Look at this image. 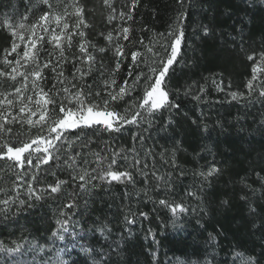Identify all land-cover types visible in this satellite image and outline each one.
Returning a JSON list of instances; mask_svg holds the SVG:
<instances>
[{
  "label": "trees",
  "instance_id": "1",
  "mask_svg": "<svg viewBox=\"0 0 264 264\" xmlns=\"http://www.w3.org/2000/svg\"><path fill=\"white\" fill-rule=\"evenodd\" d=\"M51 2L49 9L37 0H0V71L6 73L0 76V101H5L0 113L11 112L19 119L26 115L19 113L29 103L26 97L36 98L33 78L18 75L33 67L23 56L26 41L19 42L15 52L12 44L17 37L32 38L37 30L43 33L44 21H36L44 12L61 16L60 27L51 17L46 22L44 27L51 32L60 33L64 22L69 24L64 31L73 32L74 4L84 9L88 25L75 30L70 45L66 38L60 41L67 60L56 71L52 67L60 60V49L48 42V36L38 43L37 49L42 45V50L37 62L51 61L39 84L58 101L64 96L60 89L75 92L78 89L72 84H77L86 94L92 93L88 100L99 104L108 99L107 91L118 90L124 81L131 84L137 73H148L154 66L153 53L166 43L164 37L177 26L181 11L185 38L170 79L165 80L164 107L144 113L137 118L139 123L125 124L119 132L106 131L102 125L70 129L63 134L66 143L60 159L39 167L35 159L23 168L13 167L7 157L0 159V248L21 245L18 252L0 250V264H16L18 253L34 264L49 260L56 239L52 233L64 220L70 228L74 226L86 247L104 253L99 264H241L247 258L264 264V96L260 95L264 64L259 61L264 53V0H183L182 9L178 0H110L111 8L104 0ZM121 13H130L132 19L122 18ZM124 27L130 29L128 39L123 38ZM81 43L95 63L90 74L81 78L77 72L73 79L76 67L86 70L92 63L85 61L82 66L77 59L85 55L79 50ZM116 46L125 57H116ZM100 48L105 51L99 52ZM134 51L140 53L136 64L131 58ZM249 55L254 59L249 60ZM5 58L13 63L6 66ZM117 59L121 61L118 70ZM13 67L17 73H12ZM60 71L63 77L57 75ZM106 79H115L116 84L106 88ZM16 87H21L19 94ZM96 92L101 96H95ZM232 93L237 94L235 98ZM140 96L137 88L122 100L110 101L109 107L131 113L133 101ZM5 98L13 104L8 105ZM32 119L38 120L39 115ZM9 127L13 131L0 135V144L30 142L37 134H48L40 125ZM52 153L56 155L55 150ZM113 158V170L132 173V182L91 179L106 170ZM211 167L218 171L210 177L200 175ZM82 170L90 174L83 181L78 178ZM58 181L64 183L53 193L50 186ZM29 186L40 199L29 192ZM161 199L183 204L186 211L174 215L159 204ZM68 204L74 206L68 208Z\"/></svg>",
  "mask_w": 264,
  "mask_h": 264
},
{
  "label": "snow or ice",
  "instance_id": "2",
  "mask_svg": "<svg viewBox=\"0 0 264 264\" xmlns=\"http://www.w3.org/2000/svg\"><path fill=\"white\" fill-rule=\"evenodd\" d=\"M38 3H42L46 5L49 9H52L53 5L51 0H37ZM178 3L181 6V9L183 8V0H178ZM104 4L108 5L109 8H111V2L110 0H104ZM133 7L135 6V2H133ZM73 7L75 8V16L77 17L76 22L74 24V30L71 33H67L64 30H67L69 28V24L67 22H64L62 24V30L60 33H56L53 29L51 32V38L48 41L49 43H54V47L60 49L59 56L60 60L57 61V64L53 65L52 70L56 71L57 66L65 62L67 60V57L64 55V49L60 46V41L62 39H67L69 45L71 44V38L72 36L76 35L77 32L76 29H80L81 26L87 27L88 25L85 22L83 12L84 9L80 7L77 4H74ZM122 18L132 19V16L130 13H121L120 14ZM55 20L57 23V26L60 27V21L61 16L56 15L52 12H44L36 21V23H41L43 21H49V19ZM184 18V13L181 11L177 18H176V24L177 26L173 28L167 35L164 37V40L166 43L161 44L160 51L153 53V59L151 61V64L154 66L149 67V72L144 73L140 72L137 73L135 78L132 80L131 84H129L128 81H124L122 85L118 86V90H111L107 91L106 95L108 99H103L102 103H92V101L88 100V96L92 95L91 92L85 93L83 90V86L78 87L77 84H72V88H77L78 90L75 92H72L68 87H63L60 89V92L64 93V96L59 99V101L53 96L49 95V93L45 92L44 89L40 86L39 81L44 79L43 76V70L48 68L49 63L51 61L45 62L43 65L38 63V55L39 51L41 49H37V51L29 57V52H24V59L25 61H28V59H31L33 67L29 71L20 72L18 75L23 76L25 80H27L30 77H32V88L35 92V100L33 99V96H27L26 99L29 103L23 104L19 108V113L26 115L20 116L19 119L17 116L12 115L11 112H8L7 114L0 113V135L2 134H10L13 129L9 127V125L14 123H21V124H28L32 127H35L36 125H40L41 130L47 131L46 136H42L40 134H37L35 137L30 139L29 141H21L19 143H2L0 144V159H4L7 157L8 160L13 161V167H20L23 168L25 163L28 165L33 164V159L36 160V167H39L41 163L47 164L50 159H60V153H62L64 149V145L66 143V140L62 139L64 132L68 131L69 129H76L79 127H92L93 125H102L104 126L106 131H116L119 132L121 128L125 124H133V123H139L138 117H141L144 113L153 114L156 110L162 108L165 106L166 101L168 99V92L166 90V84L165 80L170 79V69L173 67L175 62L177 61L178 55L180 54L185 33L183 30V24L182 20ZM109 19H112L111 15H109ZM44 32H48V27H44L41 25ZM20 27H24L23 24L20 25ZM130 29L128 27H124L122 29L123 32V38L128 39V33ZM205 34H207V29H204ZM15 35V33H12ZM78 35L80 37H84L85 33L83 31H79ZM170 38V39H169ZM43 36L38 37L39 41H43ZM107 39L111 40L112 36L109 33ZM33 48H36V44H32ZM17 48V45L13 42L12 44V51L15 52ZM79 50L81 53H84V56L77 57V59L80 60L81 65L83 66L85 64V61H90L92 63L87 65L86 70H82V67H76L74 64V67H76V71L73 73V79L76 77V73L81 74V78L83 76L90 74L92 71V66L95 63V57H93L90 53L87 51V47L81 43L79 46ZM105 51L104 48H100L99 52L103 53ZM149 52H152V49H148ZM19 56V53H17ZM49 55H53L52 52L49 53ZM116 57H125V53L123 52L122 48L120 46H116L115 50ZM140 56V53L138 52H131V58L132 63L136 64L138 57ZM249 60H253L254 57L252 55L248 56ZM259 61L261 64H264V53L259 54ZM120 59H117L116 61V70L120 67ZM145 63H148L147 60L144 61ZM3 63L6 66H9L13 63V61L8 60L7 58L4 59ZM16 64L20 63V60L17 59L15 61ZM256 68H253V80L256 79L255 76ZM12 73H17V69L15 67L12 68ZM6 75L5 72L0 71V76ZM59 77H63V71H60L57 73ZM111 75V74H110ZM10 78L15 81L16 76L11 75ZM61 84H64V79H61L59 81ZM70 83V82H69ZM105 87H110L111 85H115L116 81L115 79H111L109 81L106 79L104 81ZM56 86L53 85V88ZM90 88L91 85H88ZM253 85L251 81H249L248 88L252 89ZM137 88L141 90V96L138 100L133 101V104L131 105L132 108L135 109V111L129 112L128 109H126L123 113L117 112L115 109H112L109 107L110 101H118L122 100L126 95H130L132 92L136 91ZM21 92V87L15 88V93L19 94ZM58 95V93H57ZM236 93H232L233 98L236 97ZM261 96H264V90L260 92ZM95 96L100 97L101 92H96ZM199 99V97H196ZM8 105L13 104V100L5 98ZM67 101V103H65ZM5 101H0V104H3ZM35 104V108L30 107V104ZM49 105H53L51 109L48 107ZM58 106V110L57 107ZM169 107H175V105H168ZM39 115L38 120H33L32 117ZM11 116V119L9 120L8 117ZM111 121V122H110ZM57 141H60L59 144H57ZM35 145V147H33ZM71 147V145H69ZM6 150V151H4ZM52 150H55L56 155L53 156ZM36 153H43V155H34ZM74 163V161H73ZM136 163H139V161H136ZM116 164V159L113 158L110 162L109 167L106 170H102L97 173L96 176H92L91 179H99L101 181H117V182H132L133 177L132 173L128 171H119V170H113L111 165ZM96 171V170H94ZM218 169L215 167L209 168L207 172H201L200 175L204 177H210L215 172H217ZM90 174L86 170H82L81 173H78V178L83 181L86 177H88ZM73 179H77V176H74ZM64 181H58L55 186H50L51 191L53 193L57 192L60 188V185L63 184ZM81 189L84 188V185H80ZM3 189L0 188V192H2ZM29 192L35 196L36 199H40L41 196L36 195L32 192L31 187L29 186ZM189 195H195V193H189ZM3 204H8V200H3ZM21 204L24 203L23 200L20 201ZM159 204L163 205L165 207L170 208L171 212L175 215L177 212H184L186 211L183 204L180 203H172L170 204L168 201L161 199L159 200ZM73 204H68L66 207L72 208ZM255 211V209H253ZM125 219L128 221L129 224L133 223L132 220H129L127 217ZM60 224V229L57 231H54L52 233V236L58 240L63 241L65 239V235L63 233L69 232L68 227V220L64 221H58ZM74 230V226H73ZM103 228L100 229L101 232H103ZM0 250L8 251V252H18L21 250V245H17L15 249H3L0 248ZM83 251L88 252V248H84ZM57 264H66V261L62 259L57 260ZM242 264H254V261L251 258L244 259L242 261Z\"/></svg>",
  "mask_w": 264,
  "mask_h": 264
},
{
  "label": "rangeland",
  "instance_id": "3",
  "mask_svg": "<svg viewBox=\"0 0 264 264\" xmlns=\"http://www.w3.org/2000/svg\"><path fill=\"white\" fill-rule=\"evenodd\" d=\"M46 22L44 21V26H46ZM48 27V26H47ZM49 29V28H48ZM51 31L48 32H40L38 33V30L36 31V35L32 38L24 39L23 37H16L15 44L17 45V48L20 46L19 42L26 41L24 44V52H29V57H31L32 54H34L37 50L38 43L40 41L38 40V37L43 36L44 39H46V36L51 38ZM43 39V40H44ZM36 44V48L32 47V44ZM16 48V49H17ZM23 52V56H24ZM28 60H31L30 58ZM167 103V101H166ZM111 122V121H110ZM70 130V129H69ZM69 227L68 233H63L65 235V239L63 241L55 239L53 241L55 247L53 251H51L49 254H51V257L47 261H41L38 262V264H57L58 259H62L66 261V264H99L101 261L105 259L104 253L98 251L94 252L90 248L86 247L80 240L78 234ZM84 248H88L89 251L85 252L83 251ZM13 255V254H12ZM17 263L16 264H25L26 260L28 262V256L24 253H18L17 254ZM19 258V259H18ZM238 256H235L232 260H236ZM29 264H32V260L28 262ZM34 264V263H33ZM242 264V262H241Z\"/></svg>",
  "mask_w": 264,
  "mask_h": 264
}]
</instances>
